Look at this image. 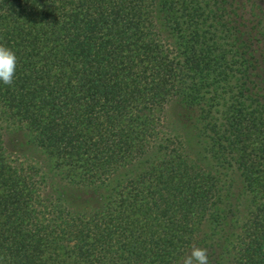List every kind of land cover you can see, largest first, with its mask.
<instances>
[{
	"label": "trees",
	"instance_id": "1",
	"mask_svg": "<svg viewBox=\"0 0 264 264\" xmlns=\"http://www.w3.org/2000/svg\"><path fill=\"white\" fill-rule=\"evenodd\" d=\"M0 44V264H264V0H0Z\"/></svg>",
	"mask_w": 264,
	"mask_h": 264
},
{
	"label": "clouds",
	"instance_id": "2",
	"mask_svg": "<svg viewBox=\"0 0 264 264\" xmlns=\"http://www.w3.org/2000/svg\"><path fill=\"white\" fill-rule=\"evenodd\" d=\"M17 56L9 47L0 44V83L11 86L17 70ZM180 264H209L208 250L201 247H193L182 258Z\"/></svg>",
	"mask_w": 264,
	"mask_h": 264
},
{
	"label": "rangeland",
	"instance_id": "3",
	"mask_svg": "<svg viewBox=\"0 0 264 264\" xmlns=\"http://www.w3.org/2000/svg\"><path fill=\"white\" fill-rule=\"evenodd\" d=\"M161 29L163 30V28H161ZM180 111H181V106L178 103L172 102L169 105V107H168V119L170 120V122H173V124L178 123ZM21 140H22V134H18L16 132L15 133L11 132L6 137L8 148L12 151L15 150V153H17V155L31 157L33 159H38L39 161H42L44 159L43 154L39 150H37V151H29V150L23 151L22 149H24V148L21 147L19 144V142ZM27 149H29V148H27Z\"/></svg>",
	"mask_w": 264,
	"mask_h": 264
}]
</instances>
